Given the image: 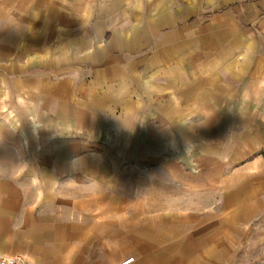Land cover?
I'll return each mask as SVG.
<instances>
[{"label":"crops","instance_id":"crops-1","mask_svg":"<svg viewBox=\"0 0 264 264\" xmlns=\"http://www.w3.org/2000/svg\"><path fill=\"white\" fill-rule=\"evenodd\" d=\"M45 6L64 10L66 66L108 25L112 41L132 44L129 26L138 23L165 43L173 38L168 56L191 58L161 72L191 75L148 81L142 98L127 87L112 110L99 98L92 128L72 124L66 99L65 145L16 143L19 134L0 127V254L30 264H239L236 242L264 218V0L29 7ZM102 111L116 119L106 123Z\"/></svg>","mask_w":264,"mask_h":264},{"label":"rangeland","instance_id":"rangeland-1","mask_svg":"<svg viewBox=\"0 0 264 264\" xmlns=\"http://www.w3.org/2000/svg\"><path fill=\"white\" fill-rule=\"evenodd\" d=\"M33 1L0 0V127L5 124L19 134L16 143L65 145L69 140L66 99L70 101L68 111L76 117L72 124L92 128L98 124L94 119L101 115L100 100H108V110H112L113 98L126 96L127 87L135 86L132 88L136 92L134 98H142L146 91L143 85L148 81L183 79L191 75L161 72L160 66L190 65L191 58L178 60L174 55L168 56L174 49L173 38L166 39L165 43L164 36H149L146 27L138 23L129 26L130 35L135 32L136 36L132 44L126 40L127 36L112 41L108 25L102 36H97L95 46H90L92 41L87 43L85 57L75 59L78 64L67 65L74 70L66 73L64 10L47 6L32 9L29 6ZM84 29L89 35L93 24H87ZM120 29L124 30V35L128 34V26H120ZM82 37L89 41L94 36ZM215 45L217 52L220 42ZM165 49L167 53L163 55ZM233 59L238 63L237 57L230 62ZM148 65L153 71H145ZM109 113L108 118L102 111L106 123L111 118L116 119L115 112ZM26 166L23 163L22 168ZM38 176L46 174L39 170ZM247 230L236 242L231 256L239 264H264V218L248 225Z\"/></svg>","mask_w":264,"mask_h":264},{"label":"built area","instance_id":"built-area-1","mask_svg":"<svg viewBox=\"0 0 264 264\" xmlns=\"http://www.w3.org/2000/svg\"><path fill=\"white\" fill-rule=\"evenodd\" d=\"M131 261H133L132 257L124 260L121 264H128ZM0 264H30V263L24 254L19 253L15 255L0 254Z\"/></svg>","mask_w":264,"mask_h":264},{"label":"trees","instance_id":"trees-1","mask_svg":"<svg viewBox=\"0 0 264 264\" xmlns=\"http://www.w3.org/2000/svg\"><path fill=\"white\" fill-rule=\"evenodd\" d=\"M263 155H264V151H263Z\"/></svg>","mask_w":264,"mask_h":264}]
</instances>
